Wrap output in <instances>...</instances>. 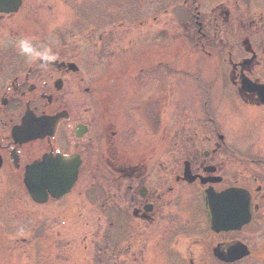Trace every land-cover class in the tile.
<instances>
[{"label":"flooded vegetation","instance_id":"af4514ba","mask_svg":"<svg viewBox=\"0 0 264 264\" xmlns=\"http://www.w3.org/2000/svg\"><path fill=\"white\" fill-rule=\"evenodd\" d=\"M184 3L182 35L209 66L222 68L226 86L207 92L202 110L198 98L190 109L179 97L175 139L168 138L165 60L129 62L130 81L139 82L132 110L150 116L138 136L136 125L127 134L111 121L110 104L93 95L86 73L69 66L67 56L56 63L33 54L24 59L11 29L13 42L1 47L0 41V180L5 170L23 178L27 164L56 153L79 155L76 183L87 175L82 168L104 154L113 169L109 185L116 180L120 191L113 203L116 244L110 254L100 245L91 264H264V0ZM15 14L0 12V20ZM26 111L61 118L52 134L23 141L12 129ZM232 187L239 192L227 194ZM75 189L47 201L58 203ZM248 212V222L240 221ZM232 216L236 227L227 228Z\"/></svg>","mask_w":264,"mask_h":264},{"label":"rangeland","instance_id":"374dc122","mask_svg":"<svg viewBox=\"0 0 264 264\" xmlns=\"http://www.w3.org/2000/svg\"><path fill=\"white\" fill-rule=\"evenodd\" d=\"M137 1L139 0H25V5L11 19L0 20L1 47H4L7 42L11 43L8 33L11 29L12 33H18L20 38H22L21 34H25L24 43L20 42L21 44L39 46L38 50L32 51L36 58L51 57L53 51L67 52L70 57L76 59L97 57L102 49L105 61L110 63L116 61L111 64L106 63L105 75L98 84L96 74L86 82L91 90L94 88L95 94L100 96L102 93L109 94L111 101L107 106L110 117L113 118L111 121L120 129L126 130L128 134L127 130L135 125L136 129L143 128V119L147 113L135 108L134 111L132 110V97L139 91L137 88L139 82L135 80L131 82L123 77L119 81H111L119 77L117 76L119 70L115 67L126 66L127 64L122 60H128L130 55L151 63V55L156 49L157 54L163 50L166 54L165 59L176 67L179 63L189 59L180 53L179 40H176L174 36V30L180 18L178 3L170 7L168 13L161 19L152 20L150 18L145 22L136 21L135 23L130 21L129 16L136 13ZM145 2L155 5L160 0H145ZM3 24L5 25L2 26ZM162 28L168 32V41L164 42L166 45L160 50L159 46L157 48L150 43V39ZM31 35L39 38L32 42ZM99 36L102 38L101 42L98 41ZM129 45L137 47L136 51L132 46L131 54H128L126 50L129 49ZM49 48H52L51 51ZM186 53L190 56L191 64L199 71L200 79L192 82L187 78L188 75L191 76V68H183L178 78L181 79V84L184 81L185 87L182 84L178 93L175 94L178 103L181 102L178 97L186 98L189 104L191 103L190 97L195 91L193 87L195 84L201 87V90L197 92L198 95L201 91L202 93L208 91L212 94L219 91V87L226 86L221 67L209 66V62L203 63L200 55L193 51ZM34 57L33 59H36ZM179 71L174 68L170 71L174 76L168 77L169 89L173 83L177 84L175 75ZM95 83L97 89L94 87ZM146 87L147 83L144 84L143 90ZM184 88H186V96L182 93ZM174 102L168 112L169 139L176 137L178 114ZM97 107H99L98 104ZM108 117H100V119L104 121ZM142 134V131H137L138 136ZM121 149L126 150V147H121ZM136 153H139V149H136ZM93 159L98 160V156L94 154ZM87 169L86 177L84 175L81 177L74 194L62 205L52 202L35 204L21 188V181L18 180V182L8 170L4 171L3 180L6 183V189L3 192L0 191V197L5 196L0 200V210L4 212L11 210L8 215L12 218L6 222H12L9 225L13 226L0 227V264H91L93 252H96L100 245L104 247L103 249H107V254L112 253L116 244L112 235L116 231L114 226L117 227L113 211L114 195H119L120 191L115 189L116 180L111 187L110 178L95 174V172L103 174L105 169L110 170L105 154L101 163L94 162L88 165ZM110 173L114 179V173ZM14 226L17 227L14 228V232H11ZM124 230L127 231L128 227ZM121 234L119 232V236ZM36 236H39L38 240L41 243H39L36 254L32 255L34 251L32 244L35 246L32 241ZM15 239L18 241L25 239L26 243H23L24 245L19 244L20 242L16 243ZM122 243H119L120 250L123 248ZM14 247L17 249L11 250ZM104 260L107 262L109 258Z\"/></svg>","mask_w":264,"mask_h":264},{"label":"water","instance_id":"95a60500","mask_svg":"<svg viewBox=\"0 0 264 264\" xmlns=\"http://www.w3.org/2000/svg\"><path fill=\"white\" fill-rule=\"evenodd\" d=\"M20 4V0H4L0 2V11L10 12L16 11ZM70 177L68 185H66L63 191H59V188L53 181V177L46 175H39V172L35 169V165L30 166L26 171V177L24 179L25 185L28 188L30 195L37 201H42V195L44 190L48 188L50 193L56 197L60 196L64 191L69 190L71 183L76 176V169Z\"/></svg>","mask_w":264,"mask_h":264}]
</instances>
